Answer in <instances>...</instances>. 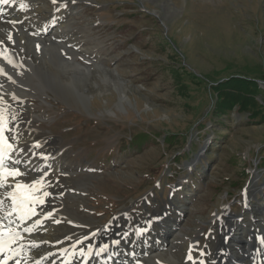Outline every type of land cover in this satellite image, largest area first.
<instances>
[{
  "label": "rangeland",
  "instance_id": "obj_1",
  "mask_svg": "<svg viewBox=\"0 0 264 264\" xmlns=\"http://www.w3.org/2000/svg\"><path fill=\"white\" fill-rule=\"evenodd\" d=\"M63 6L74 19L67 41L101 55L88 62L85 103L49 79L40 85L47 94L21 100L33 119L29 127L44 133L27 130L28 141L41 147L24 144L23 153L47 154L33 158L50 166L48 173L76 176L61 179L69 186L54 196L82 221L127 227L123 246L139 244L136 229L149 221L139 245L141 255H151H140L142 264L158 253L164 264H228L243 249L248 254L251 234L264 238V0ZM42 7L53 14L54 6ZM104 71L125 87L123 107L100 78ZM140 134L149 137L135 143ZM149 242L152 252L144 249ZM232 250L237 257L226 254Z\"/></svg>",
  "mask_w": 264,
  "mask_h": 264
},
{
  "label": "bare ground",
  "instance_id": "obj_2",
  "mask_svg": "<svg viewBox=\"0 0 264 264\" xmlns=\"http://www.w3.org/2000/svg\"><path fill=\"white\" fill-rule=\"evenodd\" d=\"M85 1L87 0H57L54 4L52 0H14L8 5L0 4V41H3L0 43V68H3L8 76L12 78L9 80L7 76L0 75V85H3L0 88V96H3V100L6 102V104H0V107H7L8 109L9 127L13 131L6 132L5 135L10 138V142L15 145L16 149H21L24 144H37L28 141L29 139L24 134L27 130H33L44 135L43 132L29 127L30 119L32 118L29 113L30 110L21 106V104L23 105L21 103L23 101L22 98L25 96L35 97L42 92L47 94L40 88V85H43V80H51L56 88L62 87L64 91L69 89L68 94L75 96L81 103H85L89 97V87L85 89L87 87L86 81L91 75L88 64L91 61L98 60L96 53L101 55V52L95 50V54H93L92 49L84 46L79 41V43L77 41H67L69 36L74 34L72 32L75 31L73 28L74 19L69 18L70 13L68 18L65 19V12L64 10L62 11V8H67V6H63L66 3H85ZM21 4L25 5V7L21 8ZM42 5L54 6V10L50 8L53 14L47 16L46 14L50 12H47L49 8L43 11L44 7ZM9 21H17V23L13 25ZM54 26H57L56 30L58 31L51 33V28ZM9 34L12 36L11 40L8 39ZM87 39L85 37L83 41H87ZM79 59H82L84 63H81ZM105 71L100 78H103L104 81L114 87L119 94L118 106L123 107L125 96H127L125 87H123L119 78L116 79L114 74H108ZM12 81H15V83ZM13 95L17 99L13 100ZM12 115L16 116V120H11ZM13 135L17 137L15 141L11 140ZM47 138L52 144L56 142L54 138L49 136ZM23 152L19 153V158L22 161L31 160L33 165L41 166L38 160L33 158L40 155L36 154L29 158V152ZM12 156L16 158L17 152L14 151ZM8 163L11 164V161H8ZM17 167L20 168L21 172L25 171L23 163ZM41 168L44 171L51 170L50 166H41ZM39 175L40 173L30 172L27 176L16 177L15 181H13V178H9L8 184L12 185L14 182L30 183L33 178H37ZM73 177L76 176L68 174V172L61 173L58 169L49 172L48 177L45 179L50 182V186L42 189V191L46 190L50 195L44 197L43 204L35 206L36 215L29 217L22 223L15 212L11 216L4 218L6 213L11 211V198L8 197L7 193L13 189L7 185L0 188V200L4 202L3 208H0V223L7 226L8 221L12 220L14 222L11 225L13 228L19 224L20 227L16 230L20 232L22 239L13 244L12 248L16 249L21 245L23 246L20 254L13 256L8 261V264H16L17 260L20 261V264H35L36 260H39L41 256L48 257L46 260H42L41 264H141L137 259L141 255L142 247L137 245L131 249L125 248L122 240L126 235V231L123 228L113 225L110 226L111 228H99L88 222V220L82 221L83 219L80 220L75 211L66 202L59 201V196H54L55 193L59 194L56 191L62 186H69L68 182L67 185H64L61 179L71 181ZM83 182L85 183V181ZM39 194L37 193V195ZM25 227L33 228V231L31 233L24 232L23 229ZM94 229L102 236L98 237V235L97 238L92 239L95 233L91 231ZM140 231L141 229L138 230V232ZM141 234L144 235L145 233ZM262 236L260 233V239ZM68 237L71 239H67ZM42 241H48V243H41ZM33 242L40 246L32 249L31 244ZM239 243L243 245V243ZM222 244L218 247L219 249L223 248ZM104 245H108V247L105 249ZM254 245L257 246L256 243ZM146 247L144 249L148 252L152 245L149 243ZM244 248H247L248 254L243 249L244 255L236 259L235 262L237 264H251L248 256L252 249L254 251L255 247L249 248L246 244ZM81 249H83V253H81ZM241 252L239 251V255ZM235 253L236 251L232 250L231 253L228 251L226 254L232 255ZM158 254L154 256L155 260L152 259L153 261L147 263L155 264L158 261L160 264H164V255ZM5 255L6 253H0V260ZM191 256L193 257V255ZM234 258V255H232V259ZM219 263L223 264L221 260H219Z\"/></svg>",
  "mask_w": 264,
  "mask_h": 264
},
{
  "label": "snow or ice",
  "instance_id": "obj_3",
  "mask_svg": "<svg viewBox=\"0 0 264 264\" xmlns=\"http://www.w3.org/2000/svg\"><path fill=\"white\" fill-rule=\"evenodd\" d=\"M10 2H14V0H0V4L3 5H8ZM52 2L55 4L57 0H52ZM23 7H25V5L21 4V8ZM9 23H12L14 25L15 23H17V21H9ZM8 39H12V36L10 34L8 36ZM2 42L3 41H0V43ZM9 63H11V61H9ZM0 75L7 76L9 80L12 79L11 76H8L3 68H0ZM12 82L15 83V81ZM2 87L3 85H0V88ZM12 99L15 100L17 99V97L13 95ZM0 104H6V102L3 100V96H0ZM7 112V107H0V188L7 185L9 187H12L13 189L12 191H9L7 193L8 197L11 198V211L7 212L4 218H7V216H11L12 213L15 212L18 214V218L22 223L29 217L36 215L35 206L37 204H43L44 197L50 195V193L46 190L42 191V189H46L50 186V182L45 179L48 176V172L44 171L40 165H33L31 160L22 161L19 158V153H22L24 149H16L15 145L10 142V138L5 135L6 132L13 131V129L9 127L10 121L8 119ZM11 120H16V116L12 115ZM16 139L17 137L15 135L11 137L12 141H15ZM39 147H41L39 143L33 145V148ZM14 151L17 152L16 158H13L12 156V153ZM29 151L31 152L32 150L29 149ZM32 154L36 155L35 152H33ZM39 155L42 160L48 159V157L43 153H40ZM8 161H11V164H9ZM22 163L25 168L24 172H21L20 168L17 167ZM30 172L40 173V175L37 178H33L30 183L14 182L12 185L8 184L9 178H13V181H15L16 177L27 176ZM37 193L40 194L37 195ZM3 204L4 202L0 200V208H3ZM13 223L14 222L12 220L8 221L7 226L0 223V253H6L4 258L0 260V264H8V261L12 259L13 256H18L20 254V251L23 250L22 245L16 249L12 248L13 244H16L18 240L22 239L20 232L16 230L20 227V225L17 224L16 227L13 228L11 226ZM37 223H39V221H37ZM23 231L31 233L33 231V228L25 227ZM67 239L71 238L68 237ZM41 243L46 244L48 243V241H42ZM39 246L40 245L36 242H33L31 244L32 249H36ZM73 247H75V245H73ZM107 247L108 245H104L105 249ZM81 253H83V249H81ZM47 258V256H41L39 260H36L35 264H41V261L46 260ZM189 259H191V256H189ZM16 264H20V261L17 260Z\"/></svg>",
  "mask_w": 264,
  "mask_h": 264
},
{
  "label": "trees",
  "instance_id": "obj_4",
  "mask_svg": "<svg viewBox=\"0 0 264 264\" xmlns=\"http://www.w3.org/2000/svg\"><path fill=\"white\" fill-rule=\"evenodd\" d=\"M228 104H229V106H230V108H231V107L234 105V102H233V101H228ZM225 110H226V109H225ZM227 110H229V108H227ZM148 137H149V136L141 135V134H140V135L134 136V138H135L134 140H135V141H134L133 139H132V140H133L135 143H139V142H142V141L148 139ZM173 139H174L173 137H171V138H170V137H168V138L164 137V138H163V141H164V142H172ZM176 161H177V162H180V161H181V157H180V158H176Z\"/></svg>",
  "mask_w": 264,
  "mask_h": 264
}]
</instances>
